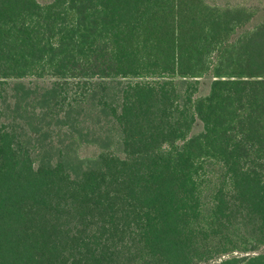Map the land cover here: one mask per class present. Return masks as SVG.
<instances>
[{"label": "trees", "instance_id": "obj_1", "mask_svg": "<svg viewBox=\"0 0 264 264\" xmlns=\"http://www.w3.org/2000/svg\"><path fill=\"white\" fill-rule=\"evenodd\" d=\"M258 12L0 0V264H264ZM26 79L53 83L34 123L56 118V146L11 102ZM83 147L93 166L72 178Z\"/></svg>", "mask_w": 264, "mask_h": 264}, {"label": "rangeland", "instance_id": "obj_2", "mask_svg": "<svg viewBox=\"0 0 264 264\" xmlns=\"http://www.w3.org/2000/svg\"><path fill=\"white\" fill-rule=\"evenodd\" d=\"M39 3L44 4L48 3L52 0H37ZM212 4H216L219 6H224L227 4L230 5H246L253 6L259 9L258 14L252 20V23L248 27H252L255 24L264 20V0H208ZM18 83V82H17ZM14 84L13 92H11L12 100L14 107H18L16 104L20 101V106L22 110L24 108V114H26L25 126L29 134L34 132H39V139H41L42 143L47 144L49 140L54 142L56 146V118L51 121V124L48 125V129L44 128L46 126L44 123L49 121L44 120V118H39L42 126L38 127L37 124L34 123L36 121V114H41L44 112V107L49 104V101L55 95V91L53 89V83L51 80H35V79H26L24 81L19 82L18 84ZM209 90V79L205 78L200 81V88L197 96H204L208 93ZM37 108V109H36ZM39 110H42L39 112ZM47 127V126H46ZM200 130L199 126H196L194 131L197 132ZM43 133V136H40ZM93 147H83L77 153L79 156L75 159L74 155L76 154L69 153L68 158H66L67 162L64 163L66 170L70 174L72 178H78L81 173L93 166L90 163L92 161L91 156L94 153ZM56 154V153H55ZM50 154L47 152L41 153L39 156V161H43L44 158H47ZM55 155H52V157ZM54 160L56 158L54 157Z\"/></svg>", "mask_w": 264, "mask_h": 264}]
</instances>
